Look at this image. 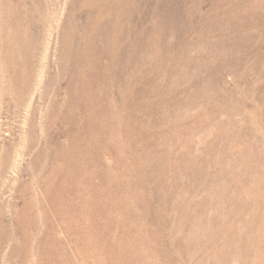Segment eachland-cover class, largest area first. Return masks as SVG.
<instances>
[{
  "label": "rangeland",
  "instance_id": "374dc122",
  "mask_svg": "<svg viewBox=\"0 0 264 264\" xmlns=\"http://www.w3.org/2000/svg\"><path fill=\"white\" fill-rule=\"evenodd\" d=\"M0 264H264V0H0Z\"/></svg>",
  "mask_w": 264,
  "mask_h": 264
}]
</instances>
